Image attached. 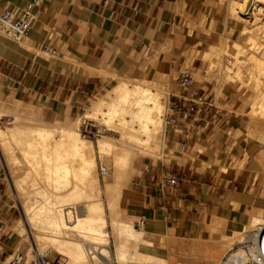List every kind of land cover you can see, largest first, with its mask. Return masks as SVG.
<instances>
[{
  "label": "crops",
  "instance_id": "0c3cea01",
  "mask_svg": "<svg viewBox=\"0 0 264 264\" xmlns=\"http://www.w3.org/2000/svg\"><path fill=\"white\" fill-rule=\"evenodd\" d=\"M28 1L0 0V7L19 11ZM223 23L213 0H43L25 39L0 35V89L40 108L42 118L72 113L118 77L142 76L145 52L155 63L148 77H167L156 70L159 54L164 71L179 76L184 54L195 49L197 79L186 91L176 86L170 101L183 98L192 117L166 129L167 162L137 174L134 167L119 201V220L142 230L138 252L157 259L146 264H216L224 242L264 216V144L247 135L251 102L239 100L233 82L220 84L203 58ZM48 42L59 59L32 51ZM260 125L253 120L249 129ZM165 168L181 176L176 186L163 185ZM8 251L0 237V259Z\"/></svg>",
  "mask_w": 264,
  "mask_h": 264
},
{
  "label": "bare ground",
  "instance_id": "6f19581e",
  "mask_svg": "<svg viewBox=\"0 0 264 264\" xmlns=\"http://www.w3.org/2000/svg\"><path fill=\"white\" fill-rule=\"evenodd\" d=\"M261 3L264 0L228 2V10L233 16L240 18V13H245V18L249 17L246 23L250 26L241 29V35L250 48L248 52L236 49L235 59L239 61L235 68L228 69L231 72L226 79L251 84L255 93L250 103L252 115L259 114L264 119L261 117L264 116ZM253 6L255 8L250 12ZM257 45H263L260 52L263 58L252 51ZM225 49V45L224 48L219 44L210 46L203 52V58L214 64L215 57L223 54ZM147 61L142 76L118 77L116 83L81 114L64 123L41 119L40 108L19 100L11 99L17 106L8 102H5L8 105L0 104L2 112L18 118L7 131L0 128V150L12 171L15 198L25 219L24 224L22 220L14 223L13 231L22 234L26 232L24 225L30 228L38 253L44 255L51 249L68 259L65 264H106L111 253L108 245L112 241L111 255L119 264H146L157 260L138 252L140 244L146 242L142 230L119 220L120 197L131 180L135 162L144 156H153L154 147L163 140L162 118L166 111L167 87L160 74L153 77L159 80L157 85L150 83L148 74L154 62L153 58ZM85 121L99 122L106 128L95 146L79 134ZM261 123L256 132L264 141V121ZM97 159L102 165L105 163L103 181L99 177ZM77 205H80V212ZM261 216V213L254 216L250 224L244 226L250 229L239 233L241 239L238 237V242L246 240L256 224H264ZM34 253L30 249L26 257L33 258ZM12 256L9 254L6 260ZM244 261V258L236 257L231 263L243 264Z\"/></svg>",
  "mask_w": 264,
  "mask_h": 264
},
{
  "label": "rangeland",
  "instance_id": "374dc122",
  "mask_svg": "<svg viewBox=\"0 0 264 264\" xmlns=\"http://www.w3.org/2000/svg\"><path fill=\"white\" fill-rule=\"evenodd\" d=\"M228 2H229V0H213V5L216 9L217 15L221 16L224 19L223 26H220L221 28L216 31L217 35H216V39L214 40L213 43L217 42V44L221 45L223 48L225 45L226 49L224 50L223 54L221 53L218 57H215L216 62L214 64L211 63V68H209V70L211 73L216 74V79L218 80V82L220 84L229 82L225 78V76L227 77L229 75V72H231V69L235 68L238 61H239V60L235 59L234 54L236 53V49L237 50L240 49V50H243L244 52H248L249 48H250V46L248 47V45H246L245 37L241 35V29H243L244 27L250 26L248 23H246L247 19L244 16L245 13H243V14L240 13V15H241L240 18L238 16H237L238 17L237 18L236 15L233 16L232 13L230 12V10H228L229 9L228 8ZM227 24H229L228 27H227ZM189 27L191 29L193 28V26H191V25ZM212 27H214V26H212ZM212 30H213V28H212ZM258 42H259V40H258ZM257 46H255L252 49V51L257 52L256 54L254 52V54L255 55L259 54L257 56H260L261 58H263V56H261L262 54L260 53L261 51H263L262 50L263 45H257ZM32 51L38 55H43V56H45V58L50 59V57L42 54L39 51V49L38 50L32 49ZM194 52H195V49L193 48V49H191L190 52L184 54L185 63L183 65L182 69L188 68L189 70L193 71L191 68V62L193 59ZM162 53L163 54L167 53L166 48L162 50ZM150 55L151 54H148L147 56L142 57L140 59V61L137 64L138 70H141L142 67L148 63L147 59L149 58ZM221 55H223V56H221ZM55 59H59V57H57ZM219 59L221 60V63H220ZM227 66H229V67H227ZM224 67H226V68H224ZM229 68H231V69L228 70ZM156 70L160 73H166V75H167L166 78L161 80L163 82V84L167 87V92H168L167 102H166V111H165V114H166L169 103L171 101V94H173L175 92L174 89L176 88V81L178 78V73H175V72L169 73L167 71H164L163 65H162L161 59H160V54L157 58ZM193 77L195 79H197V73L193 72ZM149 78H151L150 83L152 85H157L159 83L158 79L156 80V78H152L151 76H149ZM113 85H114V81H109V83L107 84L108 88L112 87ZM231 85L234 86L235 90L237 91L238 98L240 101H246V102L249 101V103H250L252 101V99L255 97V93L253 92V90L251 88V84L241 82L240 84L234 83ZM103 93H104V89L101 88L98 93H96L93 97H91L85 103H83L78 109H75L72 113H70L68 115H62V116L61 115L60 116L59 115H52L47 111L45 117L42 118V116H40V118L44 119V120H49V121H51V120L56 121L58 123L65 122L68 118H74L75 119V117H77L79 114H81L84 111V109L88 108L89 105L94 100H96L98 97H100ZM11 99H14V98L10 95L5 94L0 89V104H4V105L9 104L11 106H17L15 103H14L15 105H13V102H12V101H15L16 99L15 100H11ZM5 102H8V104ZM247 105H248V103H247ZM25 106L26 105H23V107H25ZM32 106H34V105H32ZM249 107H250L249 112H246V117L249 121V125H250V122L253 121L252 120L253 118H256V119L259 118L258 121L263 122L264 119L260 118L259 114H256L255 116L252 115L253 108L251 107V104ZM42 109L44 111V108H42ZM0 112H1L0 113V128L4 131H7V129L10 127V125L18 118L16 116L10 114V113L2 112L1 110H0ZM165 114L162 118V120H163L162 121L163 137H164L165 131L167 129V128L165 129V126H164ZM261 117L264 118V116H262V115H261ZM56 118H59L61 120V122L56 120ZM249 125L247 127V129H248L247 135L249 137L258 139L260 141V143L264 144V141L261 140L262 135H259L260 133L258 134L256 132L255 126L251 127L252 129L250 130ZM104 129H106V128L103 126V124H101L99 122L85 121L84 124L82 125L80 131H79V134H81V136L84 139L91 141L92 144L95 146L97 139H100L101 136H103L102 132H104ZM256 136L257 137L259 136L260 138H256ZM154 149H156L155 152H154ZM154 149H153V154H152L153 156H151V155H148L147 157L144 156L143 157L144 159L135 163L134 167L136 169V174L141 169H144L148 165L157 164L159 162V160H163L164 163L167 162V160H166L167 158L165 156V154L167 153V147H166V145L163 146V140H162V143L160 141L158 146L154 147ZM97 160H99V159H97ZM97 163H98V172L100 175L99 177H100V180L103 181V179H104V177H103L104 172L103 171L105 170V167H104L105 163H104V165H102L100 160L97 161ZM10 175L12 176V171L9 168L8 160H6V157H4V154H2V151L0 150V196H1L0 197V214H1L0 215V237L7 240L8 246H9V251L6 255H4L0 259V264H2L6 260V258L8 257L9 254H13V255H15L17 253L27 254L30 249H32L33 252H37V247H35V243L33 242L34 238L32 237V230L30 228H28L27 226L24 225L26 232H24L22 234H18L15 230L13 231V229L16 227L15 224H17V222H19L21 220L23 221V224H24L25 219H24L22 207L16 201V198H15L16 190L13 186V183H12L13 181H12V178ZM263 194H264V191H263ZM79 206L80 205H77L78 212H80ZM261 217L264 218L263 215ZM249 229L247 228V229H245V231H247V230L249 231ZM236 235L233 236L234 240L231 239V240H227L226 242H224L222 254L225 251L229 250L231 248V246H233L235 243H237L241 239L240 238L241 235L239 233H237ZM108 250L113 254V252H112L113 251L112 241L108 245ZM46 251H47L48 257L51 260L57 261V262H59V264H63V263L65 264L68 262L67 258L65 259L64 257L59 256L55 251H53L51 249H48ZM111 253H110V258H108L106 260V264H119L117 261L115 262V258L113 255H111ZM66 260H67V262H66ZM216 264H220V262L217 261Z\"/></svg>",
  "mask_w": 264,
  "mask_h": 264
},
{
  "label": "built area",
  "instance_id": "2783aa9c",
  "mask_svg": "<svg viewBox=\"0 0 264 264\" xmlns=\"http://www.w3.org/2000/svg\"><path fill=\"white\" fill-rule=\"evenodd\" d=\"M43 0H30L25 6L19 10L9 9L8 7H0V35L12 41L20 42L28 34L34 19V10ZM139 2L141 0H134ZM260 19L264 25V3L259 4ZM255 8L253 6L250 12ZM247 20L249 17L246 18ZM39 51L55 59L58 57V51L52 48L48 42L39 48ZM145 52L142 57L147 56ZM193 76L188 68L180 71L176 81V86L180 91H186L193 84ZM180 102H170L165 114V129H176L182 120L192 117V111L185 106L183 98L174 96ZM186 142L182 144V147ZM149 172V169H146ZM163 185L176 186L181 181V176L169 168H165L162 172ZM244 258L243 264H264V224H256L250 231L249 237L241 242L235 243L220 261V264L231 263L233 258ZM2 264H59V262L51 260L48 254L34 253L33 258H27L26 254L17 253ZM232 264V263H231Z\"/></svg>",
  "mask_w": 264,
  "mask_h": 264
}]
</instances>
